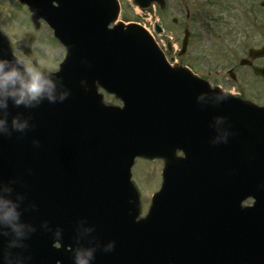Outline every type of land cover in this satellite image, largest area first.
<instances>
[{
	"label": "water",
	"instance_id": "water-1",
	"mask_svg": "<svg viewBox=\"0 0 264 264\" xmlns=\"http://www.w3.org/2000/svg\"><path fill=\"white\" fill-rule=\"evenodd\" d=\"M19 2L28 7L36 29L40 18L53 28L66 58L58 73L47 75L55 83L54 103L45 98L25 107L8 99V107L0 108L11 132L0 134V195L18 204L25 226L21 238L2 229L9 235H0V264L13 240L11 251L19 254L13 264H74L77 248L95 249L92 264L129 259L175 264L181 254L187 264H264V108L210 98L187 69L170 68L140 26L116 22L117 0ZM152 2L162 6V0H135L141 8ZM187 38L186 32L182 51ZM32 41L25 36L16 48L30 58ZM12 52L0 32V58L15 63ZM248 56L264 57V46ZM255 75L264 78V69ZM99 87L120 98L124 108L104 105ZM64 93L69 95L61 102ZM14 117L27 120L29 129L14 131ZM135 157L163 159L164 186L153 199L151 218L143 221L151 228L116 240L105 236L94 208L76 204L101 187L126 189L136 196L131 211L138 212L137 192L129 182ZM215 180L228 184L227 212L207 200ZM247 198L255 202L242 208ZM168 214L178 216L173 223L182 241L160 221ZM92 218L90 232L86 220ZM113 242L114 248L104 251Z\"/></svg>",
	"mask_w": 264,
	"mask_h": 264
},
{
	"label": "rangeland",
	"instance_id": "rangeland-1",
	"mask_svg": "<svg viewBox=\"0 0 264 264\" xmlns=\"http://www.w3.org/2000/svg\"><path fill=\"white\" fill-rule=\"evenodd\" d=\"M211 1L213 0H209ZM260 1L215 0L212 5H207L205 0H197L195 5H188V0H171L166 12L158 13L155 6L152 8L155 13H149L135 8L131 0H120L119 20L138 22L148 28L160 18L166 31L164 36L156 39L165 44V40L171 38L176 51L180 50L184 28L188 29L191 36L187 52L179 60L173 54L176 64L188 67L191 72L213 85L214 81L218 82L224 91H233L256 105H264V80L253 74V68L264 67V59H256L251 66H240L241 60L249 59L247 54L250 49L264 45V10L258 5ZM185 6L190 19H186ZM28 16L17 5L16 0H0V27L11 44L20 41L24 34L33 33L36 36L32 44L35 66L52 72L57 69V64L63 57L62 49L54 42L45 26L35 32L28 22ZM173 18L176 20L174 27L171 25ZM15 55L25 64H31L21 53L16 52ZM231 67H235V73L237 72L235 84L227 76ZM106 101L113 103L111 99ZM161 168L160 161H136L132 176L143 196L154 193L157 189ZM145 199H149V195Z\"/></svg>",
	"mask_w": 264,
	"mask_h": 264
},
{
	"label": "clouds",
	"instance_id": "clouds-1",
	"mask_svg": "<svg viewBox=\"0 0 264 264\" xmlns=\"http://www.w3.org/2000/svg\"><path fill=\"white\" fill-rule=\"evenodd\" d=\"M55 83L50 76L45 75L38 67L33 64H25L23 61L16 60L15 63L8 59L0 58V108L8 107V99H11L17 106L36 107L43 99L47 98L49 102L54 103ZM69 93L60 96L63 102ZM227 99L226 96H224ZM7 117L0 118V134L11 135L7 127ZM30 125L27 120L21 121L19 118L12 119V129L24 133ZM35 145H39L38 140H34ZM10 191V189L8 190ZM21 213L18 204L10 198L0 195V235L8 236L9 232L3 231V228L10 229L15 237L25 236L24 225L20 223ZM59 236V233H56ZM16 242L8 243V251L2 255L3 264H13V257L19 255L11 251ZM114 248V242L110 243L104 251H111ZM95 259V249H74V264H92Z\"/></svg>",
	"mask_w": 264,
	"mask_h": 264
},
{
	"label": "flooded vegetation",
	"instance_id": "flooded-vegetation-1",
	"mask_svg": "<svg viewBox=\"0 0 264 264\" xmlns=\"http://www.w3.org/2000/svg\"><path fill=\"white\" fill-rule=\"evenodd\" d=\"M189 1V3H188V5H195L196 4V1L197 0H188ZM213 1H215V0H213ZM213 1H211V2H209V0H205V3L207 4V5H212V3H213ZM171 2V0H164V7L161 9L159 6L158 7H156V9H158V12L159 13H162V12H166L167 10H168V7H169V3ZM215 3V2H214ZM185 10H186V19H187V16H188V14H189V11H188V8H187V6H185ZM189 16H190V14H189ZM189 19H190V17H188ZM159 20H160V18H159ZM160 23L162 24V28H163V30H164V33H165V29H166V26H164V23L162 22V20H160ZM176 24V20L173 18L172 20H171V25L174 27V26H176L175 25ZM219 84L218 82H215L214 81V84Z\"/></svg>",
	"mask_w": 264,
	"mask_h": 264
}]
</instances>
